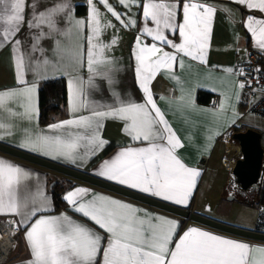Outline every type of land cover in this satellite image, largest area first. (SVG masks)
I'll use <instances>...</instances> for the list:
<instances>
[{"label":"snow or ice","instance_id":"obj_1","mask_svg":"<svg viewBox=\"0 0 264 264\" xmlns=\"http://www.w3.org/2000/svg\"><path fill=\"white\" fill-rule=\"evenodd\" d=\"M39 2L34 0L32 16L26 20L27 0H0V24L6 25L0 30V48L13 49L17 82L23 85L0 92V108H5L6 101L15 99L23 109V117L31 121L36 115L33 100L40 79L57 78L40 75V66L50 63L46 57L26 61L19 39L26 26L29 30H39L33 38V54L39 52L43 56L45 50L39 44L48 39L53 41L54 55L64 61L53 68L61 77H67L69 108L75 118L49 126L48 132L60 134L23 129L17 146L52 158L84 163L108 144L100 134L103 122L119 120L131 145L104 160L95 174L164 201L187 205L200 172L182 162L177 150L183 145L165 118L166 113L158 107L150 85L161 70H171L174 64L183 67L185 57L205 62L216 9L209 0H116L115 4L110 0H87V16L77 18L75 10L80 6L71 0H55L37 11ZM230 2L262 14L261 17L247 15L244 24L254 46L264 55V0ZM118 7L125 11H118ZM133 8L138 11L133 13ZM138 15L142 26L132 55L142 99L124 101L116 89V75L121 69L109 55L117 41L104 42L103 36L109 29L115 30L117 23L126 29L135 28ZM61 21L64 27H60ZM176 35L180 43L169 38ZM29 70L37 76L31 83L26 79ZM81 71H87L86 78L79 74ZM239 71L240 75L244 74L243 69ZM169 78L175 80V76ZM98 81L103 82L113 104L88 99L89 90L101 91ZM245 86L238 84L240 89ZM185 106L194 107V102L189 99ZM7 110L13 116L20 115L11 108ZM0 130H6L7 135L15 134L12 126L3 123ZM4 138L0 134V140ZM28 176L19 166L0 159V215L21 217L13 223L16 230L25 232L32 257L26 264H264V247L197 228L185 231L174 242L176 222L151 216L116 199L90 194L83 188L68 192L63 199L75 213L97 226L95 229L66 214L44 215L51 209L42 189L18 198V185Z\"/></svg>","mask_w":264,"mask_h":264},{"label":"crops","instance_id":"obj_2","mask_svg":"<svg viewBox=\"0 0 264 264\" xmlns=\"http://www.w3.org/2000/svg\"><path fill=\"white\" fill-rule=\"evenodd\" d=\"M53 2H55V0H40L36 10H44ZM110 2L115 4L116 0H110ZM209 2L216 9V12L213 18L208 46L205 51V62L201 63L185 57L183 67H180L178 64H174L171 70H161L150 85L154 97L157 98L158 107L166 113L165 118L169 121L170 126L173 128L178 139H180L181 144L183 145L182 148L177 150L178 155L182 158V162L185 163L187 167H191L200 172V176L197 177L196 186L192 191V195L190 196L187 205H177L171 201H164L162 198L141 193L138 190L130 189L127 186L108 181L107 179L101 178L95 174L104 160L113 158L121 149L131 145L130 138L123 132L122 122L119 120L107 119L103 122L100 134L102 139L108 141V144L103 151L99 152L97 156L84 163H81L80 161L72 163L62 158H52L51 156H45L17 146L23 135V129H35L37 131L43 130L48 132L50 125L75 118L69 108V90L66 82L67 77H61V74L56 72L53 68V65L57 63H64V61H59L58 57L54 55L52 51L53 41L48 39L40 41L39 47L45 50L43 56H41L39 52L34 54L31 52V47L34 42L33 38L39 34L38 29L29 30L26 26L23 28L19 34V39L22 41L21 51L24 54L26 61L30 58L31 61L34 62L36 60H43L46 57L50 63L48 65L40 66L38 69L40 75L48 77L55 76L57 78L40 79L37 84V91L34 94L33 100L36 108V115L31 121H28L23 117V109L19 107L15 99L6 101L5 108H0V123L5 124L6 126H12V131L15 134L7 135L6 130H0V134H4L5 136V138L0 140V142L67 167L84 171L102 180L131 191L158 199L177 207L187 208L194 212L196 208L194 201L197 198L196 190L199 183L202 181L208 170L214 169L215 165L221 163V159L226 150V144L223 140L224 135L228 132L233 135V130L235 128L239 129L238 124L244 121L248 117L247 115H252L249 108L260 95V92H258L254 96H247L243 90L238 87L239 82L237 80V71L241 65L245 63L249 52L261 54L254 46L253 38L246 30L244 22L249 14L255 17H261L262 14L259 11L249 12L246 7L231 3L230 0H209ZM33 3L34 0H27L28 7L24 13L26 20L30 19L32 16L31 5ZM71 3L80 6L75 10L77 18H85L87 16V0H71ZM81 7L84 9V14L79 15L78 10ZM101 10L103 11V9ZM117 10L120 12L125 11L120 7H118ZM137 11L138 9L136 8L132 9L133 13H136ZM109 18L111 19V17ZM136 19L138 24L135 28L126 29L117 23L115 30L109 29L103 36L104 42L111 41L112 39H116L117 41V46L110 50L109 55L115 58L118 62L119 68L121 69V71L116 75V79L118 80L116 89L120 93L121 99L124 101H128L130 99L140 101L142 99L141 92L137 84V78L135 76V60L132 55L136 37L139 35V31L142 26L140 24L141 17L138 15ZM113 23L116 22L113 21ZM4 27H6V25L0 24V30ZM60 27H64L63 21L60 22ZM169 38L174 39L177 43L181 42L178 35L175 37L170 36ZM148 42L150 43L151 41L149 40ZM65 43L67 44L68 41H65ZM165 51L172 50L165 48ZM227 69H232L233 71L229 72ZM68 71L71 72V68H69ZM73 74L75 75V73ZM79 74L84 78L88 75L87 71H81ZM171 76H175V80L170 79L169 77ZM26 79L29 83H31L34 80H37V76L33 71L29 70L26 74ZM51 79H61L65 82L67 90V98L64 107L65 115L56 121L43 125L40 122L39 89L43 82ZM177 81L179 83H177ZM98 83L101 84V91L89 90L88 99L94 102L113 104V98L109 95L103 82L98 81ZM22 87L23 85H20L17 82L13 49L10 46L0 48V92ZM202 92L208 93L212 96L209 103L201 104L198 102L197 96ZM161 97H163V99H161ZM181 97H183V100H181ZM189 99L194 102V107L189 108L185 106ZM222 104L224 105L223 108H221ZM8 108H11L13 112L20 113V115H11L7 110ZM82 114L88 113L84 112ZM252 116H254V114ZM249 120L250 119L247 118V123H250ZM69 130L75 131V129ZM63 131L64 130H61V133ZM240 131L244 130L239 129V132ZM257 131L259 132V130ZM48 134L51 135L60 133L48 132ZM81 151H83V149H81ZM0 159L11 163L13 166H19L22 170L29 173L28 178L22 179L20 185H18V198L22 199L25 195L34 194L40 189L44 191L45 195L49 198L51 209L49 212L44 213V215L59 216L61 214H66L77 222L85 223L94 229L97 227L91 222L86 221L80 214L75 213L72 206L66 201L67 210H53V202L51 194L49 193L50 184L53 181L62 182L70 180L73 186L66 190L65 195L76 188H83L90 194L116 199L132 205L133 207L140 209L142 212L151 216H160L176 222L178 227L174 237V242L178 240L179 236L183 235L185 231L191 228H197L223 238L249 244L250 246L264 247V243L238 238L180 219L171 214L159 211L152 207L96 188L86 183L68 179L59 174L16 159L9 155L0 153ZM231 180L233 179L229 177L228 183ZM203 212H205L204 214H208L207 212H209V207L203 208ZM6 218H13L15 221L21 219V217L15 215H0V219ZM238 225H241L240 227L244 229L253 227L249 224ZM30 259H32V257L29 247L25 241V232L21 229L16 237V244L10 257L3 264H26V262Z\"/></svg>","mask_w":264,"mask_h":264},{"label":"water","instance_id":"obj_3","mask_svg":"<svg viewBox=\"0 0 264 264\" xmlns=\"http://www.w3.org/2000/svg\"><path fill=\"white\" fill-rule=\"evenodd\" d=\"M232 139L237 142L241 152V158L236 162L231 171L235 183L244 193L257 190L264 159V150L261 146V135L254 130L247 129L245 131L234 132ZM0 153L39 166L68 179L86 183L96 188L136 201L180 219L238 238L264 243V234L258 233L254 231V229H244L222 223L218 220L192 212L189 209L177 207L158 199L131 191L84 171L67 167L1 142ZM51 186L52 184L49 188H51Z\"/></svg>","mask_w":264,"mask_h":264},{"label":"rangeland","instance_id":"obj_4","mask_svg":"<svg viewBox=\"0 0 264 264\" xmlns=\"http://www.w3.org/2000/svg\"><path fill=\"white\" fill-rule=\"evenodd\" d=\"M253 115V114H252ZM251 114L247 115L250 123H247V118L238 124L239 129L247 130L251 129L256 132L259 130L261 135V146L264 150V118ZM252 121V123H251ZM258 128V129H255ZM234 150V151H232ZM232 157L234 159L241 158V152L236 153L235 149H232ZM240 151V149H239ZM231 180L228 183V178ZM264 184V159L261 171V178L258 183V187ZM242 192L230 171L226 170L221 163L214 166V169L207 171L202 181L199 183L196 190L197 198L194 201L196 206L195 211L197 214H202L203 216L218 220L222 223L236 226L241 228V225H250L253 227H248L247 229H254L256 220L259 216V207H264V202L260 203L262 192L257 190L252 195L247 194L242 196ZM247 198V199H246ZM251 201L255 206L245 204L243 200ZM257 205V207H256ZM209 207L208 214H204L203 208Z\"/></svg>","mask_w":264,"mask_h":264},{"label":"built area","instance_id":"obj_5","mask_svg":"<svg viewBox=\"0 0 264 264\" xmlns=\"http://www.w3.org/2000/svg\"><path fill=\"white\" fill-rule=\"evenodd\" d=\"M257 68L261 69V71H254ZM241 69H243V75H240L239 70ZM239 70L237 71V80L239 83L246 84L242 89L243 92L247 96H254L260 92V95L251 105L249 111L254 115L264 118V55L249 52L245 63L241 65ZM249 83L251 84L250 87L247 86ZM223 140L226 144V150L221 159V164L226 170L231 172L240 158L234 159L235 157L233 158L231 153L232 148H229V145L235 144V141L232 139V133H226ZM235 152L240 153L237 150ZM258 210L259 216L256 220L254 231L264 234V207L261 206ZM13 222H15L13 218L0 219V264L5 263L10 257L16 244V237L20 232V230H16Z\"/></svg>","mask_w":264,"mask_h":264},{"label":"trees","instance_id":"obj_6","mask_svg":"<svg viewBox=\"0 0 264 264\" xmlns=\"http://www.w3.org/2000/svg\"><path fill=\"white\" fill-rule=\"evenodd\" d=\"M78 14H84V9L79 8ZM67 98V90L65 82L61 79H51L43 82L39 89V108H40V122L41 124H47L56 121L59 118L64 117V107ZM198 102L201 104H207L211 101L212 96L208 93H199L197 96ZM239 132L238 128L233 130ZM49 193L51 194L54 211L67 210V203L63 199L67 189L71 188L73 184L70 180L62 182L53 181ZM50 184V185H51ZM257 190L262 192L260 203L264 202V184L260 185ZM257 190H254L252 195ZM247 199V198H246ZM243 200L245 204L255 206L251 201Z\"/></svg>","mask_w":264,"mask_h":264},{"label":"bare ground","instance_id":"obj_7","mask_svg":"<svg viewBox=\"0 0 264 264\" xmlns=\"http://www.w3.org/2000/svg\"><path fill=\"white\" fill-rule=\"evenodd\" d=\"M229 148H232V149H235V150H237V151H239V145L238 144H234L233 143V145H229ZM187 209V208H186ZM5 244H7V243H5Z\"/></svg>","mask_w":264,"mask_h":264},{"label":"flooded vegetation","instance_id":"obj_8","mask_svg":"<svg viewBox=\"0 0 264 264\" xmlns=\"http://www.w3.org/2000/svg\"><path fill=\"white\" fill-rule=\"evenodd\" d=\"M251 193H253V191H248V192L242 193V196L244 197V196H246L247 194H251Z\"/></svg>","mask_w":264,"mask_h":264},{"label":"clouds","instance_id":"obj_9","mask_svg":"<svg viewBox=\"0 0 264 264\" xmlns=\"http://www.w3.org/2000/svg\"><path fill=\"white\" fill-rule=\"evenodd\" d=\"M235 144H237V142H235Z\"/></svg>","mask_w":264,"mask_h":264}]
</instances>
